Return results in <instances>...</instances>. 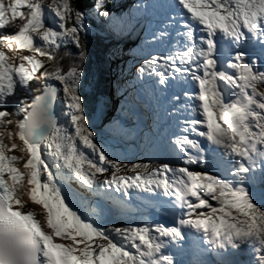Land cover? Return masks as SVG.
<instances>
[{"label": "snow or ice", "instance_id": "1", "mask_svg": "<svg viewBox=\"0 0 264 264\" xmlns=\"http://www.w3.org/2000/svg\"><path fill=\"white\" fill-rule=\"evenodd\" d=\"M107 3L94 0L90 11L118 32L122 21ZM149 9L163 13L151 36L164 48L135 70L132 86L147 102L137 94L122 103L133 117L141 106L151 111L149 146L166 105L178 129L169 147L182 167L122 164L97 142L79 93L89 28L73 0H0V264H245V255L264 264V0L135 5ZM257 46L260 57L246 51ZM6 49L34 55L9 57ZM102 173L110 175L100 180ZM73 181L121 214L136 193L146 205L164 199L174 223L106 226L101 205L74 203ZM21 195L39 206L40 219ZM186 241L196 250L191 260Z\"/></svg>", "mask_w": 264, "mask_h": 264}, {"label": "rangeland", "instance_id": "2", "mask_svg": "<svg viewBox=\"0 0 264 264\" xmlns=\"http://www.w3.org/2000/svg\"><path fill=\"white\" fill-rule=\"evenodd\" d=\"M115 1H120V0H115ZM5 2H7V0H5ZM49 2H50V0H44L45 6ZM140 2L141 3H145L146 0H140ZM147 2H148V0H147ZM125 4H127V0L125 1ZM135 5H136L135 2L132 1L131 2V5L128 4L126 6V11L127 10L130 11L132 9L135 11ZM90 10L88 12V16L91 15V16L97 17L94 14H92ZM122 11H123V9H120L118 12L117 11H115V12L113 11V13H115L114 15L116 17H118L122 21V24H124V23H130V28H133V29L134 28H138L139 27V22L138 21L140 19L137 16H133L130 13L131 14V20L129 22V20L126 18V14L123 13ZM157 17L158 18H162L161 15H157ZM157 17L155 16V18H157ZM154 23H155L154 25H148V26H146V29H147L148 32L153 31V27H154V30H155V26H157L160 23V20L159 21H154ZM85 24H86V21H85ZM108 26L109 25H107V27ZM125 26L127 27L129 25L126 24ZM14 30L15 29H9L7 31H14ZM85 35L86 34H83L84 37H85ZM123 38L124 39H128V41L131 42V45H127L125 43H123L122 45H119L118 48H117V52L114 54V58L112 59V62L114 60L118 59L119 53L122 54V48H124L125 52L129 53V55H128L129 58L126 55V57L129 60H127V61L125 60L126 62H124L125 63L124 65H121L120 63L119 64L113 63L114 64L113 67L116 66V70L117 71L113 68L110 72H111V77L113 78V76H114L115 79H119L120 80L119 81V84H122L124 86H122V88H119V89L118 88L115 89L114 87H112L113 89H115L114 91L111 88L106 87V84H105V87L107 88L108 91H110V96H111V93L112 92L115 93V95L117 96L114 99L117 100V107H116V109H117L118 115L124 117L128 122L124 118H121V117L113 116V118H112V116L111 117L108 116L101 123H99L98 125L94 126L92 131L96 134L97 142L100 143V144H102L104 146L105 150L109 152L110 157L119 159L120 163L127 164V165L136 164V163H149V164L155 166V165H158V164L161 163V155L158 154V153H156L154 155L153 154L152 155H147L148 152H146V153L143 152L141 150V147L139 146V144H136L137 142L135 140H138L139 134L141 133L139 131V129H138V125L140 124L139 119H137L136 117H133L130 114L127 106L126 107L121 106L119 108V106L121 104L123 105V103H122L123 100L120 98V96L123 93V91L125 89L127 90V89H131V88L135 90V87L132 86L133 83H134L135 70L143 62V59L144 58H147L146 56L145 57L144 56H141L139 58V57H137L138 55L135 54V52H138V50L141 52V50H144V49H145L144 51H146V48H147V44L146 43L147 42H145L144 39L143 40H140L139 39V41H136L135 39L129 38L128 36H125ZM145 38H147V37H145ZM149 46L150 45H148V47ZM150 47H152L151 48L152 50L155 49V48H153V47H155L153 45H151ZM260 50H259V53L261 54V51ZM5 51H6V53H7V55L9 57L16 56V55H34L33 53H29V52H26V51L25 52H19V53L16 52V51H8L7 49ZM149 54L156 55V54H153L152 52H150ZM149 54H148V56H149ZM122 56H123V54H122ZM36 58L37 59H41L40 57H36ZM44 62H45V64H47L46 61H44ZM89 75L90 74H85L83 72V76H82L81 83L85 82V84H87L88 83L87 76H89ZM85 86H86L85 87L86 93L90 94V97L94 100V102H96L97 100H95V99L98 98V91H99L98 89H99V87L101 89L102 86L97 85L95 82H94V84L88 83ZM34 91H35V88H34ZM258 91H264V88L258 87ZM22 97L24 99H29V100L32 99V95H30L27 92L22 93ZM9 110L10 111H14V108H11L10 107ZM63 118H65V119L62 120L63 121L62 124L65 125V126H67L68 125V120H67L66 117H63ZM109 118H110V120H108ZM131 120H133L135 122H133ZM114 122L116 124H119L121 128L123 127L122 129L124 131L117 130L116 127L114 128V126H113V123ZM118 133H120V134L118 135ZM142 133H143V131H142ZM143 134L145 135V132ZM121 135H123V136L126 135V136L121 137ZM101 138H104V139H101ZM4 142L6 144H9L10 145L13 141H10V140H8V139L5 138ZM14 142L17 145L20 144V141L19 140H15ZM115 150H117V151H115ZM85 152H86V154H90L89 150H87V149H85ZM8 154L9 155H17V156L24 155L25 157L27 155L26 153L21 154V153H18V152H13V153H8ZM17 167H20V165H17ZM21 171H22V168H21ZM106 175H110V173L98 174V178L100 180H103ZM69 186L71 187V189L73 190L74 193H76V194L77 193L82 194V196L84 198H86L87 200L91 201L93 204H99L100 203V201L98 200L99 198H93V196L90 193H88L84 188L80 187V185L77 184L75 181H73ZM26 187H27V185H26V182H25V188ZM97 197H100V196H97ZM92 198L95 200V202L92 201ZM21 199L24 201V207L25 208H32L33 211L37 213V217L36 218L37 219H40L41 217H40L39 213H40L41 210L39 209V206L28 203L27 200H26V197L23 196V195H21ZM80 201H81V199L79 200V199H76L75 198L74 203H76L77 205H80V203H79ZM257 201H258V203H261V201L258 198H257ZM99 205H101V204H99ZM81 210L83 211L84 209L81 208ZM104 219L107 222H111L110 224H106V226H114V227H118L119 226V227H121V226H124V224L125 225L126 224H128V225L131 224L130 222H126V221L124 222V220L121 219V218H120V222L119 221L112 220V219H114V217L111 216V213L109 214V212H108L107 209H104Z\"/></svg>", "mask_w": 264, "mask_h": 264}, {"label": "bare ground", "instance_id": "3", "mask_svg": "<svg viewBox=\"0 0 264 264\" xmlns=\"http://www.w3.org/2000/svg\"><path fill=\"white\" fill-rule=\"evenodd\" d=\"M125 1L126 0H124V1H122V2H118V4L120 5V6H122V7H126L128 4H125ZM134 2H135V4L137 5V4H139V3H141L140 2V0H133ZM148 2H151V0H148ZM161 2H163V3H168V2H170V0H161ZM134 4V3H133ZM125 12H129V10H127L126 11V8H125V11H124V13ZM133 16H137L140 20L138 21L139 22V27L138 28H130V25L129 26H127L126 28H127V30H128V32H124V34L125 35H127L129 38H132V39H135L136 41H139V39L140 40H145V42H147L146 44H147V48H146V51H144V50H141V52L138 50V52H135V54H137L138 56L137 57H141V56H146L147 58L149 57L148 56V54L150 53V52H152L153 54H160L161 53V51L163 50V48H164V45H161L160 43H157V42H152V36H151V33L153 32V31H155L154 30V27H153V31H150V32H148L147 31V29H146V26H148V25H154L155 23H154V21H159V20H161L160 18H158L157 17V15H161V16H163V13L162 12H155V11H153L152 9H149L147 12H137L136 10L134 11H132L131 10V12H130ZM155 16L157 17V18H155ZM127 22V21H126ZM149 28V27H148ZM151 28V27H150ZM121 35V34H120ZM132 36V37H131ZM173 36H175V33L173 32ZM145 37H147V38H145ZM148 45H153V46H155V47H153V48H155V49H151L152 47H148ZM126 49V48H125ZM131 49V48H130ZM252 49V48H251ZM253 49H255V48H253ZM152 50V51H151ZM136 51V50H135ZM253 52H255V51H253ZM255 54L257 55V57H260L261 55H262V52H261V54H258L257 52H255ZM127 60H129L126 56H121V57H118V59L116 60L118 63H124V62H126ZM129 72V71H128ZM131 85V84H130ZM122 91V90H121ZM134 91H136V92H138L139 93V95L141 96V97H143L144 96V94H143V92H142V90H141V88H140V86L137 84L136 86H135V90L134 89H125L124 91H123V93L121 94V96H120V98L122 99V100H125V97H129L130 99H132L133 101H134V98H133V96H132V93L133 94H135L134 93ZM110 92V91H109ZM121 93V92H120ZM117 97V96H116ZM144 101L145 102H147V97H145V99H144ZM153 106H155V105H153ZM166 105H164L163 103H162V105H161V107H160V109H159V112L163 109V112L161 111V113H159V116H160V119H161V122L163 123V125L161 124L160 125V127H159V132H157V133H154V135H153V137H152V142H151V146H149L147 143H146V140H145V135L143 134L144 132L146 133L147 132V127H148V124H150L151 123V120L149 119V117L151 116V111L150 110H145L142 106L138 109V112H137V118L139 119V121H140V124L138 125V129H139V131L141 132L140 134H139V137H138V140H135L137 143L136 144H139V146L141 147V150L143 151V152H148L147 153V155H152L153 154V152H157L158 150V145H164V146H166L167 148H168V150L169 151H171L172 153H177V152H175V151H173L170 147H169V135H170V133L171 132H175V131H178V129L174 126V121L172 120V119H170L169 117L168 118H163L162 117V115H160V114H162V113H164L165 111H164V107H165ZM116 107H117V100L116 99H114V101L112 102V105H111V107H108V112L109 113H111V111L113 112V113H116L117 112V109H116ZM121 107V106H120ZM116 123L114 122L113 123V126H114V128L116 127ZM135 125V124H134ZM165 125H166V127H165ZM123 128V127H122ZM166 130H167V133H166ZM142 131H143V133H142ZM120 133H118V135H119ZM124 136H126V135H124ZM123 135H121V137H124ZM130 145V144H129ZM160 148V147H159ZM113 149V148H112ZM160 150H161V148H160ZM115 151H117V150H115ZM111 152V151H110ZM113 154V153H112ZM116 154V153H115ZM155 154V153H154ZM117 155V154H116ZM146 155V156H147ZM149 157V156H148ZM22 168V167H21ZM22 171H24L23 170V168H22ZM82 191V190H81ZM78 195H79V197L81 198V197H83L82 196V194H80V193H77ZM102 200L101 202L104 204V206L106 207H108V209H112L114 212H116V211H118V210H116L115 208H113V206H112V203H111V201L110 200H108L107 198H99L98 200ZM95 201V200H94ZM80 203V202H79ZM99 203V202H98ZM100 204V203H99ZM130 208L132 209L130 212H128V213H126L125 215L126 216H128L129 218L132 216V214L133 213H136V214H141L142 213V209H139L138 211H137V209H133L134 207H131L130 206ZM137 208V207H136ZM105 209V208H104ZM136 210V211H135ZM127 217V218H128ZM108 220V219H107ZM194 257V256H193ZM193 257L191 258V259H193ZM190 259V260H191Z\"/></svg>", "mask_w": 264, "mask_h": 264}, {"label": "trees", "instance_id": "4", "mask_svg": "<svg viewBox=\"0 0 264 264\" xmlns=\"http://www.w3.org/2000/svg\"><path fill=\"white\" fill-rule=\"evenodd\" d=\"M113 2H114L113 0H108V3L106 5L109 13H111V9L114 6ZM93 3H94V0H73L74 6L78 7L82 12H84L85 17H86L85 19L86 26L89 28V31L86 33L85 37L82 34V42L84 44L85 57L81 63V68L85 74H91L93 72L95 74V71L97 72V70H95L97 69L96 64H99V63L101 64L103 68L108 69L109 67L106 65L107 56L110 53V50L114 49L112 41L106 38L105 32L103 30V25L107 21L102 17L94 18L91 15L88 16V12L93 6ZM45 23L46 24L50 23L47 12L45 14ZM64 51L65 49L61 48L60 52L63 53ZM67 51L76 53L77 50L73 46H69ZM63 63H64V66L67 67V61L65 60ZM101 75L102 73L99 74L100 77ZM89 76H87V78ZM87 80L89 83L90 80L89 79ZM87 84H85V82L81 83L80 88H79V93L82 97V105H83L84 113L86 115L89 127L92 130V125L94 124L96 120H98L99 115H100L97 107L102 106V104H101L100 91L98 94V98L95 99L97 100L96 102H94V100L90 97V94L86 93L85 85ZM243 260L245 264H248V261L250 259L247 260L246 258H244Z\"/></svg>", "mask_w": 264, "mask_h": 264}, {"label": "water", "instance_id": "5", "mask_svg": "<svg viewBox=\"0 0 264 264\" xmlns=\"http://www.w3.org/2000/svg\"><path fill=\"white\" fill-rule=\"evenodd\" d=\"M57 114H58V116H59V109H58V105H57Z\"/></svg>", "mask_w": 264, "mask_h": 264}]
</instances>
